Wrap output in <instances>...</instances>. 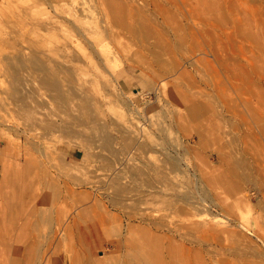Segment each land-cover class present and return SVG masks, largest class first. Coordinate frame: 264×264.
<instances>
[{"label": "rangeland", "instance_id": "1", "mask_svg": "<svg viewBox=\"0 0 264 264\" xmlns=\"http://www.w3.org/2000/svg\"><path fill=\"white\" fill-rule=\"evenodd\" d=\"M0 264H264V0H0Z\"/></svg>", "mask_w": 264, "mask_h": 264}, {"label": "bare ground", "instance_id": "2", "mask_svg": "<svg viewBox=\"0 0 264 264\" xmlns=\"http://www.w3.org/2000/svg\"><path fill=\"white\" fill-rule=\"evenodd\" d=\"M97 122V121H96ZM126 143V142H125ZM149 179V178H148Z\"/></svg>", "mask_w": 264, "mask_h": 264}]
</instances>
